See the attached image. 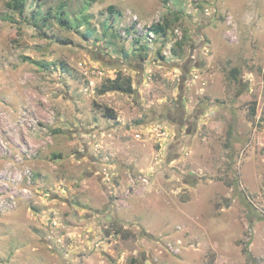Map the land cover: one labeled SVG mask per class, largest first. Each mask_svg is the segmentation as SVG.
I'll list each match as a JSON object with an SVG mask.
<instances>
[{"label":"rangeland","instance_id":"rangeland-1","mask_svg":"<svg viewBox=\"0 0 264 264\" xmlns=\"http://www.w3.org/2000/svg\"><path fill=\"white\" fill-rule=\"evenodd\" d=\"M8 1L0 264H264V0Z\"/></svg>","mask_w":264,"mask_h":264},{"label":"trees","instance_id":"trees-1","mask_svg":"<svg viewBox=\"0 0 264 264\" xmlns=\"http://www.w3.org/2000/svg\"><path fill=\"white\" fill-rule=\"evenodd\" d=\"M93 1H97V0H93ZM7 5L13 10L19 11V13H24L27 5V0H9L7 2ZM108 8L110 9L111 12H114L113 11L114 7L112 5H110ZM64 9H65L64 5L61 4V6H59V9L57 11L59 14L58 15L55 14V15L62 26L68 27L71 22L69 18L65 16ZM50 17H52V12H49V14L47 13L46 15H44L43 24L46 23L47 20L50 19ZM169 24L170 23L168 21H165L164 23L161 24H154L151 30H153L155 33H165ZM142 58L146 59V55H143ZM110 90H123L128 93H133L135 91L132 85L131 77L125 76L123 73L120 72L117 74V76L114 79L109 80L107 83L103 85L102 88L103 92Z\"/></svg>","mask_w":264,"mask_h":264},{"label":"built area","instance_id":"built-area-1","mask_svg":"<svg viewBox=\"0 0 264 264\" xmlns=\"http://www.w3.org/2000/svg\"><path fill=\"white\" fill-rule=\"evenodd\" d=\"M155 32L153 31V30H150V32H149V36H148V39L149 40H152L154 37H155V34H154Z\"/></svg>","mask_w":264,"mask_h":264},{"label":"flooded vegetation","instance_id":"flooded-vegetation-1","mask_svg":"<svg viewBox=\"0 0 264 264\" xmlns=\"http://www.w3.org/2000/svg\"><path fill=\"white\" fill-rule=\"evenodd\" d=\"M182 123V122H181Z\"/></svg>","mask_w":264,"mask_h":264}]
</instances>
